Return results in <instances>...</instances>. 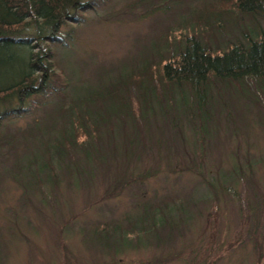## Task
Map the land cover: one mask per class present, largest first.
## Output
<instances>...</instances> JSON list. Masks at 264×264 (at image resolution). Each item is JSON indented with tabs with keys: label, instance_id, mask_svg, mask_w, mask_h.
I'll list each match as a JSON object with an SVG mask.
<instances>
[{
	"label": "trees",
	"instance_id": "16d2710c",
	"mask_svg": "<svg viewBox=\"0 0 264 264\" xmlns=\"http://www.w3.org/2000/svg\"><path fill=\"white\" fill-rule=\"evenodd\" d=\"M98 10L103 13H95L100 20L111 17L133 27L147 21V30L133 33L116 67L98 70L103 82L84 78L78 83L76 66L85 68L94 51L84 57L74 42L88 20L86 12ZM263 23L264 0H0V156L6 154L17 168L32 174L34 182L21 186L32 190L42 181L56 186L61 177L65 182L75 172L96 174L123 145L129 159L112 167L126 165L122 173L127 177L115 175L110 183L114 188L102 197L127 191L137 204L131 197L136 186L144 221L127 220L115 228L133 236L154 229L179 209L181 198L163 194L148 202L145 180L200 170L173 165L167 153L174 147L163 152L151 143L147 147V133L153 127L163 133L173 114L207 113L220 84L248 79L262 83ZM41 116L50 120L45 136L15 126L19 120L37 124ZM111 118L119 121L120 140L106 145L103 137H109ZM169 131L176 133V125ZM197 175L211 192L209 198L200 196L202 203L232 199L230 190L215 189L212 180ZM146 219L149 225L143 224Z\"/></svg>",
	"mask_w": 264,
	"mask_h": 264
},
{
	"label": "rangeland",
	"instance_id": "374dc122",
	"mask_svg": "<svg viewBox=\"0 0 264 264\" xmlns=\"http://www.w3.org/2000/svg\"><path fill=\"white\" fill-rule=\"evenodd\" d=\"M86 13L88 20L74 44L84 57L94 51V58L83 69L76 66V75L78 83L86 78L98 84L103 82L98 70L106 72L123 61L133 33L146 31L147 21L133 27L111 17L100 20L95 15H102L100 10ZM214 93L219 96L207 105V113L168 115L163 133L154 127L147 133V147L151 143L160 152L174 147L167 153L173 165L195 166L200 172L148 177L143 193L148 202L170 194L181 198V206L166 222L134 236L115 225L144 221L139 189L131 190L138 205L127 191L102 197L114 188L110 183L115 175L126 176V165L120 166L129 159L123 145L96 174L75 172L53 187L41 180L32 190L21 187L34 182L32 174L17 168L6 154L0 156V264H264V81L220 84ZM38 121L29 126L19 120L15 126L45 136L44 125L50 120L41 116ZM110 122L109 137H103L106 145L120 140L119 121ZM171 124L176 133L169 131ZM160 154L164 159L165 153ZM115 161L121 162L112 167ZM196 173L212 180L215 189L230 190L232 199L202 203L200 196L209 198L211 192ZM198 212H203L201 217Z\"/></svg>",
	"mask_w": 264,
	"mask_h": 264
}]
</instances>
